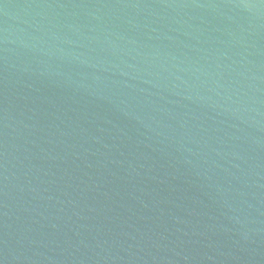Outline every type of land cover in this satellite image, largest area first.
<instances>
[{"label":"water","instance_id":"1","mask_svg":"<svg viewBox=\"0 0 264 264\" xmlns=\"http://www.w3.org/2000/svg\"><path fill=\"white\" fill-rule=\"evenodd\" d=\"M0 264H264V0H0Z\"/></svg>","mask_w":264,"mask_h":264}]
</instances>
